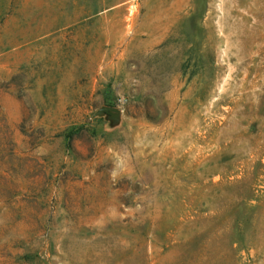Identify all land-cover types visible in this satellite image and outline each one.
<instances>
[{"label": "rangeland", "instance_id": "374dc122", "mask_svg": "<svg viewBox=\"0 0 264 264\" xmlns=\"http://www.w3.org/2000/svg\"><path fill=\"white\" fill-rule=\"evenodd\" d=\"M0 264H264V0H0Z\"/></svg>", "mask_w": 264, "mask_h": 264}, {"label": "water", "instance_id": "95a60500", "mask_svg": "<svg viewBox=\"0 0 264 264\" xmlns=\"http://www.w3.org/2000/svg\"><path fill=\"white\" fill-rule=\"evenodd\" d=\"M109 109H111V110H116V108H114V107H111V108H109Z\"/></svg>", "mask_w": 264, "mask_h": 264}]
</instances>
